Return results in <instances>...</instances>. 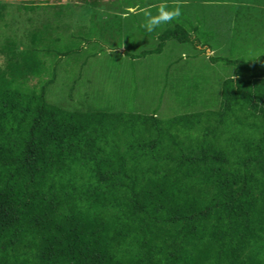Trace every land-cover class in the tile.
Wrapping results in <instances>:
<instances>
[{
	"label": "trees",
	"instance_id": "1",
	"mask_svg": "<svg viewBox=\"0 0 264 264\" xmlns=\"http://www.w3.org/2000/svg\"><path fill=\"white\" fill-rule=\"evenodd\" d=\"M148 2L110 1L121 12L99 22L102 1L81 0L87 23L70 32L68 3H15L29 15L19 38L0 32V264H264V72L239 74L264 55L207 56L204 32L178 17L149 32L128 16ZM9 13L0 2L5 29ZM134 29L155 45L133 53ZM169 42L235 69L213 107L161 119L47 99L69 64Z\"/></svg>",
	"mask_w": 264,
	"mask_h": 264
},
{
	"label": "rangeland",
	"instance_id": "2",
	"mask_svg": "<svg viewBox=\"0 0 264 264\" xmlns=\"http://www.w3.org/2000/svg\"><path fill=\"white\" fill-rule=\"evenodd\" d=\"M101 1V6L89 11L95 14L96 21L103 22L114 13L121 12L119 7L117 9L110 3L113 0ZM15 3L18 2L9 3L10 13L6 20L8 27L5 29L4 23L0 22V32L11 35L14 31L15 37L19 38L27 27L26 17L29 14L15 10ZM59 3L60 1L56 4ZM68 5L64 10V14H67L62 21L69 27L67 32H70L76 29V25L86 24L89 15L83 13L80 1L70 2ZM250 6L255 5L216 0L201 3L192 0L189 4L170 8L172 12L176 8L180 10L179 15L172 17H178L187 26H197L204 32L206 43L212 49V52L206 50L207 56L220 55L229 59L248 60L264 55V10H261L264 4L256 3L254 9ZM157 7L160 8V15L171 13L169 7L157 5L154 10L149 8L145 12L135 13V21L142 23L144 27L141 22L144 16H153ZM128 14L133 15L132 12ZM129 22L134 21L131 19ZM138 30L133 31L134 45L138 44L133 53L155 45L151 38L137 35ZM196 53L197 50L191 45L172 42L165 46L161 54L133 61L123 55V48L118 52L101 53L89 59L84 67L72 63L57 70V79L49 86L47 99L66 108L94 104L118 112H156L161 119L211 108L216 101L218 83L235 69L222 64H211L205 56ZM2 61L0 57V65ZM248 72L259 75L264 69L255 67L240 71L239 74L246 76ZM194 87H199L202 93ZM191 97L195 98L194 102L188 101Z\"/></svg>",
	"mask_w": 264,
	"mask_h": 264
},
{
	"label": "crops",
	"instance_id": "3",
	"mask_svg": "<svg viewBox=\"0 0 264 264\" xmlns=\"http://www.w3.org/2000/svg\"><path fill=\"white\" fill-rule=\"evenodd\" d=\"M31 1H35V2H42V4L41 5H46V4H48V3H50V4H55V2L54 1H56V3H58V1H60V3L61 2H67L68 4L70 3V2H72V3H75V2H77V1H81V0H0V2H3V3H13V2H31ZM151 2H148L146 5H144L143 6V8L142 9H136V8H130L129 9V12L131 13L132 12V14H135V13H137V12H145V11H147V10H149V8H151L152 10H154L155 8H156V6L157 5H165L166 7H168V5H176V4H181V5H183V4H189L192 0H187L186 2H183L182 0H166L165 2H164V0H162L163 2H161V0H159V2H160V4H158V0H157V2H154L153 0H150ZM153 1V2H152ZM195 1H200L201 3H203L201 0H195ZM213 0H206V2L205 3H207V2H212ZM216 1H230V2H232V3H240V4H244V3H247V4H249V5H255V6H250L251 7V9H254L255 7H256V3H260V2H262L263 4H264V0H216ZM189 2V3H188ZM156 3H157V5H156ZM160 7V6H159ZM159 7H157L158 9H157V11L154 13V15L152 16V18L153 17H156L157 18V16L158 17H160L161 15H160V8ZM264 8V7H263ZM261 9V10H264V9Z\"/></svg>",
	"mask_w": 264,
	"mask_h": 264
},
{
	"label": "clouds",
	"instance_id": "4",
	"mask_svg": "<svg viewBox=\"0 0 264 264\" xmlns=\"http://www.w3.org/2000/svg\"><path fill=\"white\" fill-rule=\"evenodd\" d=\"M179 8H176L171 14H164L160 17L159 20H154L152 18H149L146 23H145V28L147 31L151 32L153 30V27L160 23L161 21H167L170 20L172 18V16L174 15H179Z\"/></svg>",
	"mask_w": 264,
	"mask_h": 264
}]
</instances>
